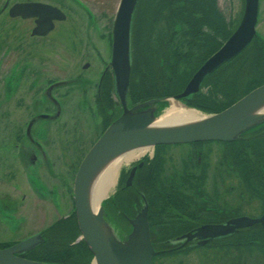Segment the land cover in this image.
Listing matches in <instances>:
<instances>
[{
	"label": "flooded vegetation",
	"instance_id": "flooded-vegetation-1",
	"mask_svg": "<svg viewBox=\"0 0 264 264\" xmlns=\"http://www.w3.org/2000/svg\"><path fill=\"white\" fill-rule=\"evenodd\" d=\"M140 2L143 1L139 0V4ZM258 5L257 16L262 7L261 0H258ZM142 7L141 4L137 7V14L141 13ZM94 9V0H0V117L8 118L14 110L16 111L11 109V103L14 101L20 113L28 114L27 120L17 125L16 129L15 125H11L12 129L10 125L2 126L3 129L6 128V137L0 133V247H9L20 240L37 235L39 242L22 254L27 259H30L34 252L48 247L54 238L52 235L56 233V228L63 230L70 238L73 234L71 226L76 224L78 228L77 217L67 210L65 213H58L57 219L44 224L35 232L26 233L24 230L28 227V221L18 207L22 203L20 204L19 199H14L11 193H4L1 189L8 180L12 181L13 187L17 186L16 169L14 167L12 171L2 173V168L8 166L7 160L14 158L12 161L16 162V159H19L30 171L31 178L28 180L27 188L33 198L53 204L67 200L71 186H68L66 177L60 175L59 169L53 164L55 156L52 152L56 146L60 150L59 153H63L65 134L66 137L70 135L68 122L62 121L65 105L70 103V99L75 97L78 91L82 97L79 106H87V109L95 106L97 111L101 108L103 122L104 120L107 122L111 117L107 114L109 111L104 113L105 109H114L118 105L112 96L114 76L111 66H105L101 70L98 81L89 76L87 69L89 62L81 65L84 71L75 77L68 74L65 77H58L49 73L53 70L50 67L52 63L50 52H54V48L64 47L73 54L80 51L86 58L90 47L92 52L95 48L91 43L104 40L108 44L112 30L110 32L107 30L106 36H103L100 28L110 26L106 17L108 11L104 10L105 12L98 14L94 13ZM157 10L156 15L159 19V7ZM112 13L114 25L115 10ZM146 17L147 14L144 18ZM101 20L108 21L101 24ZM175 26L174 30L179 31V25ZM11 31L17 38L13 45L7 44ZM133 35L134 46L133 40L137 33ZM160 38L162 34L158 39ZM111 42L107 45L109 48ZM13 50L18 62L8 69L6 55ZM96 53L97 51L92 55H97ZM208 92L206 90L203 93ZM3 105L5 106L2 107ZM72 128L71 136L66 142L79 151V145H83V142L79 136L78 126L74 125ZM173 146L188 148L190 151L188 158L185 155L180 156V163H176L173 159ZM154 149L156 150L152 154L146 152L143 158L136 160L124 170L122 178L124 177L126 182L130 171L136 167L133 184L126 186V183L122 182L119 188V192L129 191L134 197L139 196L138 193L144 194L148 204L151 243L155 250L151 264H188L192 259L196 264H246L248 259L256 255L264 260L263 256L258 254L252 256L250 252L245 254L241 252L237 258L234 248L235 244L264 245V228L259 223L236 228L234 233L228 231L211 237L198 233L204 226L227 224L235 217L246 215L254 218L264 214L261 204L260 210L251 214L242 208L243 205L231 204L228 200L227 196L236 190V185L228 184L229 179L223 172L224 167L219 165L224 146L220 143L199 141L155 145ZM215 150L219 158L214 166V180L210 185L209 156ZM80 154V151L77 152L78 158ZM75 166L72 164L70 171ZM138 178L140 185L137 182ZM71 179L73 182V177L69 181ZM191 182L195 186H191ZM238 184L248 192L245 187ZM135 187L141 191L135 192ZM29 194H23L22 200H27ZM249 195L246 198L253 199ZM78 230L80 232L79 228ZM255 233L259 237H254ZM237 236L239 237L236 238ZM82 241L83 239L77 235L70 245ZM237 260L240 262L237 263Z\"/></svg>",
	"mask_w": 264,
	"mask_h": 264
},
{
	"label": "water",
	"instance_id": "water-1",
	"mask_svg": "<svg viewBox=\"0 0 264 264\" xmlns=\"http://www.w3.org/2000/svg\"><path fill=\"white\" fill-rule=\"evenodd\" d=\"M119 1L112 28L110 66L114 76L113 86L122 112L80 161L73 183L74 207L81 239L85 240L91 249L96 264H151L155 250L148 225V204L144 202L143 208L136 216L129 218L127 237L121 239L113 237L106 227L107 201L103 204L108 196L100 202L96 211L90 206V182L94 173L112 157L136 147L154 148L155 145L187 144L208 140L229 142L240 139L243 134L264 124V112H257L260 106L264 105V83L250 90L224 110L207 115L201 112L205 117L196 122L153 127V121L157 118L155 105L168 101L169 97L152 98L129 108L127 92L131 71V26L139 0ZM244 6L242 20L234 27L225 43L204 60L187 81L182 92L174 94L175 99L184 103L185 100L191 99L200 91L209 76L236 59L256 38L258 0H245ZM135 169L134 166L130 171L125 182L127 186L132 184ZM255 223L261 224L264 228V214L254 218L246 215L235 217L227 224L204 226L198 233L211 237ZM38 242V236L32 235L9 247H0V264H49L22 256Z\"/></svg>",
	"mask_w": 264,
	"mask_h": 264
},
{
	"label": "rangeland",
	"instance_id": "rangeland-1",
	"mask_svg": "<svg viewBox=\"0 0 264 264\" xmlns=\"http://www.w3.org/2000/svg\"><path fill=\"white\" fill-rule=\"evenodd\" d=\"M110 1L94 0L95 2L94 13L99 14V12H103L105 10L106 12L108 11L111 14V16L108 12L106 14V17L109 19V22L111 23V24L109 23L110 26L109 27L106 26V28L104 29L103 27H100L102 28V31L104 33L103 36H106L105 32L107 30H109V32L110 30H112V27H113L112 11L115 10L116 12L117 6L120 2L119 0H110ZM141 1H143V2H140V4L143 6L140 10L141 13H139L138 15L137 13L136 14L134 13L135 16L133 17V20H132L133 23L131 26V38H130L131 39L130 43L132 45L131 49L133 48V53H136L134 54V56L139 55L138 56L139 60L141 56L140 52L142 50H145V53L148 54L149 56L150 64L151 65L153 64L154 66L155 61L153 57L155 54H152L151 51L149 52V49L151 48L153 52L158 51L156 40L161 36V34H164L167 32L166 31L167 22L166 20H164L163 16L157 19L156 13L158 11L157 8L159 7L158 0H141ZM244 3H245V0H218V7L220 8L224 16L230 20V22L233 25L232 26L233 28L242 20V17H243L242 15L245 9ZM140 4L138 2L137 7ZM261 5L262 7L260 10V14L258 15L259 17L257 19V23L255 27H256V36L261 39V41L263 42V46H264V0H261ZM136 9H135V12H136ZM146 14H147V17L144 18ZM152 14L153 16H151ZM107 21H102L101 24H104ZM137 28L138 30L140 29V32L137 31ZM174 29H176V26L174 27ZM133 33H135V35L137 33L136 39L134 38L135 41L133 40L134 46L132 44V37L134 36ZM110 37L112 38L111 35ZM8 38L9 40L7 41V44L11 43L13 45L14 42H16L17 40L13 31L10 32V36ZM82 38H85V37H82ZM111 38L109 42H111ZM174 39L178 43V40H181L182 37L180 34H178L176 35ZM108 44L106 43V41L104 42V40H102L101 42L98 41L96 43H91V45H93L95 48L93 49V52H92V48L90 47L89 52L87 54L88 57L86 58L83 57L82 54H80L81 53L80 51L75 52V54H73L68 49L65 50L64 47H61L59 49L53 47L54 52H50V58L52 59V63L50 67L53 70H50L49 73L53 74L54 76L57 75L58 77H65L66 74L75 77L76 74L82 72L83 69L81 65L85 64L86 62H89V65L87 66V69H89L88 70L89 76L92 77L95 81H98V75L100 74L101 70L105 66H110V61H111V56H112L111 55L112 45L110 46L111 48H109L107 46ZM82 46L84 48V45ZM183 47L185 48V46H182L181 48ZM96 51H97L96 53L97 55H92ZM249 56L253 57L254 55H251V52H247V54L243 57V59L246 60ZM6 58L8 60L6 68L8 67L9 69L11 66L17 65L18 59L16 57L14 50L11 51V53H7ZM133 58L134 57L131 54L130 65L133 68V71L132 70L130 71V80H129V85H128L129 89L127 92L129 108L134 107L136 104L142 103L143 101L151 100L152 98H163V97L175 98L174 95L168 96L167 94H163L162 96H158V97L152 96V98H147V99L142 98L141 100L140 99L137 100L135 97H133L132 87L130 86V84L133 81L139 82L138 80H141L143 76L141 72L139 74V70L142 69L141 64L139 65V67H136V64H135L136 62H135V59L133 61ZM199 67H197L194 71L192 70L193 72L191 70L189 71V73H184V71L179 72V75H180L179 77L181 78L183 77L181 81L182 82L185 81V82L183 83V85H181L178 79L173 81V83L175 82V84L177 85L173 84V87L171 85L169 87H171L172 90L173 88L177 89L175 90L174 94L182 92L185 85L187 84V81L194 75L195 71ZM180 68L183 70L184 68H186V64L183 62V64L180 65ZM149 70H151V73H152L153 71L152 68L151 69L149 68ZM229 72H231V68L229 70H226L225 72L219 73L217 77L220 78L221 76H225ZM237 72H235V70L233 71V75H234L233 79H236L235 76ZM84 73L85 75L87 74V72H84ZM141 84L138 83L136 85L137 88L135 89L134 93H137V91L139 92L141 89L140 87H142V89L145 91L144 87L149 86L147 84L145 85H141ZM213 86H214L213 84L211 85L210 83H205V85H202L201 92H206L207 90L209 91L208 93L212 92L214 97L220 98L221 93H219L217 90L213 91ZM141 94L142 92L140 91V95ZM112 96L118 102L119 98L117 97V94L115 93V87L113 85H112ZM80 98L82 97H80V94L77 91L75 97H72L70 99L71 100L70 103H67V104L65 103L66 104L65 105L66 107H64L65 113L62 114V121L68 122V126L71 129V131L74 125L78 126L79 133H80L79 136L81 137V140L83 142V145H79V148H80L79 151L81 153L80 158L77 157V152L79 151L77 149H74L73 147H70V144L66 142L68 137L71 136V131L70 132L68 131L70 133L68 137H66V134H65L64 141H63L65 149L63 153L60 154L59 153L60 150L56 146H54L52 150L53 155L55 156L54 158L55 163L53 164L56 165V167L59 169L60 175H63L66 177L68 181V186H71L69 189L70 191H68L69 197L67 198V200H64V201L60 200L59 204L57 203L53 204L51 202L44 203V202L38 201L36 198H33L29 194V188H27L28 187L27 185H28V180L31 178L29 175L30 171H28L22 165L23 164L22 161H20L19 159H16V162H13L12 160H14V158H12L11 160H7L8 166L2 165V167L5 166V168H2V171H1L2 173L12 171V168L14 167L16 169L17 178L15 182L18 183L17 186L13 187L12 181L8 180L3 184V187H1V189L2 191H4V193H7V192L11 193L14 199H17V200L19 199L20 204L22 203L21 205H18V207L20 209V212L24 214L25 219L28 221V227L24 230L26 231V233L35 232L36 230L40 229V227L43 226L44 224H48L51 221L57 219L58 213L60 214L65 213L68 210L73 216L75 215V207H73V199H74L73 183L76 177L75 174L80 166V161L87 154L86 152L89 151L90 147L96 142V140L100 137V135L105 131V129L122 112V108L120 107L119 102H118V105L116 106L117 108L114 107V109H110V110H107L104 108L105 109L104 113L109 111L107 114L111 116L110 123L106 127L105 126L106 121L104 120L103 122L102 120L103 110L99 108L100 110L97 111L95 106L93 108H88V109L86 108L87 106H83V107L79 106V101L82 100ZM178 101L182 103L183 105L189 106L195 110L196 109L199 110L203 114L207 115V114L214 113L211 111L206 112L201 109H198L197 107L195 108L190 105H187L186 102L184 103L182 100L181 101L178 100ZM168 104H169V101H163L160 104H156L155 105L157 109L156 116H159L160 114H162L164 110L169 107ZM4 106L5 105H3L2 107ZM15 106H16V102L14 101L13 103H11V109L12 110L16 109V111L14 110L11 116H9L8 118H3V119L0 117V133L3 136L5 135V137L7 135V132L5 131L6 130L5 127L4 129L2 128L3 125H10V129H12L11 125H15L14 128L16 129L17 125L19 126L20 124L25 122L28 118L27 113H20L21 111L19 110V108H16ZM172 148H174L172 153H173V159L176 163H180V159H179L180 156L185 155L188 158L189 153H190V151L187 150L188 148L186 147L182 148L181 146H176V147L173 146ZM149 149H151L148 151L149 154H152L156 150L154 148H149ZM62 154L65 156L63 157ZM218 156L219 155L216 152V150L214 153L210 154L209 156L210 157L209 163H210V168H211L210 175H209L210 185H212V181L214 180L213 170H214V166H216V162L218 161V158H219ZM143 157L144 156H140L139 158L134 159L132 162L124 163L122 165V167L118 171L119 174H118V180L116 182V185L109 191V193L107 194L108 197L103 201V204L104 202L107 201L106 209H105V216H106V223H107L106 227L108 228L109 233L113 237H117L120 239L127 237V233L129 232V226H128L129 218L135 217L136 213L143 208L145 204L144 201L146 202L145 197L143 196L144 194L138 193V191L140 190L139 188L135 187V192L137 191V193L139 194V196H135V197L129 191H125L124 193L119 192L120 185L122 186V182H124L122 178V175L124 174V170H127V168H129L134 163V161L139 160ZM72 164H75L76 166L72 171H70V169H72L70 167ZM72 177H73V182H72V179L71 181H69V179ZM4 179L6 178L4 177ZM137 182L140 185L141 182L139 178ZM231 183L236 185V190L235 191L233 190L231 195L227 196L231 204L239 203L240 205H243L242 208L246 212L251 213V214L257 213L260 210L259 200L257 198H253L251 200L246 198L248 197L250 192L253 193V191L245 192L243 188L238 186L239 184L236 180L228 181V184H231ZM23 194H29L27 197V200L25 201L22 200ZM58 206L60 208H58ZM71 228L73 230V234L70 238L65 235V232L63 230L56 228V233L52 235V237L54 238H52V240L50 239L51 242L48 244V246H50L48 248V251L52 248H53L52 250L58 251L59 249H63L67 247L68 244H70L71 242L75 240V237L77 235L79 236V238H81V234L79 230L77 231L74 228V226H71ZM231 232L234 233L235 231H231ZM257 235L258 234L255 233L254 237H259ZM238 237L239 236H237L236 238ZM59 238H62V239H59ZM250 238H253V236H250ZM79 249H81L82 251H85V249L81 247ZM43 253H49L50 255H52L51 252H47V251ZM75 255L73 259H71L70 257V259L68 260L70 264H93V260H94L93 255L90 259H88V261L86 260V254L82 255L80 252H77V254ZM261 259L262 258L256 255L254 258L248 259L246 264H264V260H261ZM188 264H196V261L192 259V261L189 262Z\"/></svg>",
	"mask_w": 264,
	"mask_h": 264
},
{
	"label": "trees",
	"instance_id": "trees-1",
	"mask_svg": "<svg viewBox=\"0 0 264 264\" xmlns=\"http://www.w3.org/2000/svg\"><path fill=\"white\" fill-rule=\"evenodd\" d=\"M159 10L160 17L163 16L167 22V32L162 34V38L156 40L157 52H153L151 48L149 49V52L151 51L152 54H155L153 57L155 65L150 64L149 56L145 53V50L140 52V60L136 61L139 59V55L134 56L136 53H133L131 49L136 67H139L140 64L142 66V69L139 70V74L141 72L143 75L141 80H138L139 82L133 81L130 84L133 97L137 100L152 98V96L158 97L163 94L173 96L175 90H177L175 88L172 90L169 87L170 85L173 87V84H175L173 81L178 79L181 85L185 82L181 81L183 77H179V72L189 73L190 70L194 71L204 63L206 58L225 43L226 38L235 29L218 7V0H159ZM175 25H179V31L174 30ZM137 31L140 32V29L138 30L137 28ZM178 34L181 35L182 39L178 40L177 43L174 38ZM182 46H185V48H181ZM247 52H251V55L254 56H249L244 60L243 57ZM183 62L186 64L185 70L180 68ZM149 68H152V73ZM230 68L231 72L220 78L217 77L219 73L225 72ZM131 70L133 71L132 67ZM234 70L235 72L239 70L235 76L236 79H233ZM138 83L149 85L144 87L145 91L140 87L141 95L140 91L134 93ZM205 83L213 84V91L217 90L221 93L220 98L214 97L212 92H201V88L191 99L185 100V102L192 107L214 113L228 108L229 105L249 93L250 90L263 84L264 46L261 39L256 36L242 54L225 67L216 70L214 74L205 80L203 85ZM109 123L110 120L105 123V126L107 127ZM208 142L220 143L224 146L223 152L220 154L219 165L221 164V167H224L225 176L229 181L236 180L248 191H253V193L250 192L249 196L259 199L261 209L264 210V124L243 134L238 140L229 142L208 140ZM202 178L204 179V177ZM191 186H195V184L191 182ZM74 228L78 230L76 224ZM248 244L234 245L237 258L241 252H244V254L250 252L252 256L258 254L264 257L263 244ZM49 247H44L40 251L34 252L30 259L44 261L49 264H70L68 260L70 257L73 259L77 252L82 255L86 254L87 261L93 255L85 241L76 245L68 244L67 247L58 251L52 250L53 248L48 251ZM80 247L85 249V251L79 249ZM43 250L51 252L52 255L43 253L45 252ZM238 262L240 261L237 260Z\"/></svg>",
	"mask_w": 264,
	"mask_h": 264
},
{
	"label": "bare ground",
	"instance_id": "bare-ground-1",
	"mask_svg": "<svg viewBox=\"0 0 264 264\" xmlns=\"http://www.w3.org/2000/svg\"><path fill=\"white\" fill-rule=\"evenodd\" d=\"M168 108L162 114L157 116L152 126L164 127L182 125L190 122H196L205 117L197 109L189 108L183 105L175 98H169ZM258 113L264 112V105L257 110ZM151 147H136L116 155L106 161L93 175L90 182V206L96 211L100 202L108 196L109 191L116 185L119 169L124 163L132 162L134 159L143 156ZM135 162V161H134ZM132 164V163H131ZM108 214V212H107ZM93 264H96L93 260Z\"/></svg>",
	"mask_w": 264,
	"mask_h": 264
}]
</instances>
